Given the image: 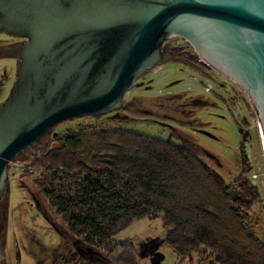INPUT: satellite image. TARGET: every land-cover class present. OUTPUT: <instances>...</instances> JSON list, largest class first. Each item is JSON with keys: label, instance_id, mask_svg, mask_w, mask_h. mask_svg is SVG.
<instances>
[{"label": "water", "instance_id": "water-1", "mask_svg": "<svg viewBox=\"0 0 264 264\" xmlns=\"http://www.w3.org/2000/svg\"><path fill=\"white\" fill-rule=\"evenodd\" d=\"M0 32L23 39L0 50L18 60L0 106V199L10 163L57 125L123 109L135 80L171 60L170 36L247 92L264 147V0H0Z\"/></svg>", "mask_w": 264, "mask_h": 264}, {"label": "trees", "instance_id": "trees-1", "mask_svg": "<svg viewBox=\"0 0 264 264\" xmlns=\"http://www.w3.org/2000/svg\"><path fill=\"white\" fill-rule=\"evenodd\" d=\"M22 170L72 236L120 250L113 264H138L132 239L114 236L145 217L161 218L177 264L191 253L198 263L209 254L217 264H264L251 220L255 187L244 177L221 183L197 147L172 132L162 139L119 125H79L55 133Z\"/></svg>", "mask_w": 264, "mask_h": 264}, {"label": "rangeland", "instance_id": "rangeland-1", "mask_svg": "<svg viewBox=\"0 0 264 264\" xmlns=\"http://www.w3.org/2000/svg\"><path fill=\"white\" fill-rule=\"evenodd\" d=\"M166 44L176 48L172 53L175 58L145 71L135 80V85L124 96V104L131 101V106L60 123L52 133L41 137L35 147L10 163L0 202L1 207L7 208L6 225L2 221L4 226L0 231L6 263L65 262V244L73 242L74 236L41 197L34 176L25 173L20 164H27L38 148L52 146L55 133L74 131L79 125L89 129L93 125H119L162 139L172 132L173 140L189 141L221 183L244 177L255 187L259 201L251 211V220L258 238L264 242V147L255 105L238 83L205 61L184 38L170 36ZM15 69L13 61L0 60L2 99L7 96ZM196 98L209 104L184 103ZM114 238L118 243L132 239L138 264H153L151 258L157 253L162 255L158 264H177L180 259L176 250L163 243L161 218L135 220ZM119 252L115 250L110 258ZM208 259L211 260L208 262ZM195 260V253H191L185 264ZM196 261L193 264H217L209 254L205 261L202 258L200 263Z\"/></svg>", "mask_w": 264, "mask_h": 264}, {"label": "flooded vegetation", "instance_id": "flooded-vegetation-1", "mask_svg": "<svg viewBox=\"0 0 264 264\" xmlns=\"http://www.w3.org/2000/svg\"><path fill=\"white\" fill-rule=\"evenodd\" d=\"M22 40H23L22 38L15 37V36H12L10 34L0 32V50L5 49L6 47L14 46ZM164 46H165L164 48L166 50L171 51L172 53L176 49L174 46H171V45L168 46V44H166V41L164 43ZM187 56L190 58V56L193 57V54H190V55L187 54ZM174 58L175 57H172L171 60H173ZM6 59L13 61L15 64V68H17V65H18L17 58H14V57H11L8 55H0V60H6ZM14 81H15V74H14L13 82L10 85V88H8L7 96L9 94V91H10ZM3 91H4V84H3V81L0 80V106L3 103V101L5 100V98L7 97L6 96V97H4V99H2L3 98V96H2ZM132 102H134V100H132ZM184 103L187 105H190V104H193L194 102H193V99H190L189 101H185ZM129 106H131V101H126V104H124L123 109H126ZM1 199H0V202H1ZM34 204L37 207L39 205L36 200H35ZM6 212H7V208L0 206V231H1V227H3L4 224L6 225V218H7ZM2 221H4V224L2 223ZM61 235H63V234H61ZM71 240L73 241V242L70 241L71 244L69 241L65 244V246L67 247V249H66L67 250V256L64 258L65 262L63 264H111V261L113 260V258L111 259L110 257L112 256V254L114 252L98 248L97 246L89 244V243H85V242L77 239L76 237H73V239H71ZM0 248L4 252V249L1 245H0ZM1 264H10V263H6L5 257H4Z\"/></svg>", "mask_w": 264, "mask_h": 264}, {"label": "built area", "instance_id": "built-area-1", "mask_svg": "<svg viewBox=\"0 0 264 264\" xmlns=\"http://www.w3.org/2000/svg\"><path fill=\"white\" fill-rule=\"evenodd\" d=\"M20 166L23 167L22 164H20Z\"/></svg>", "mask_w": 264, "mask_h": 264}]
</instances>
